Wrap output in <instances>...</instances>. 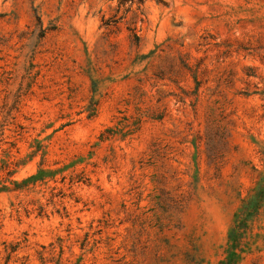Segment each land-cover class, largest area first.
<instances>
[{
    "label": "rangeland",
    "instance_id": "rangeland-1",
    "mask_svg": "<svg viewBox=\"0 0 264 264\" xmlns=\"http://www.w3.org/2000/svg\"><path fill=\"white\" fill-rule=\"evenodd\" d=\"M2 162L0 264H218L264 169V0H0ZM248 235L264 264V208Z\"/></svg>",
    "mask_w": 264,
    "mask_h": 264
},
{
    "label": "trees",
    "instance_id": "trees-1",
    "mask_svg": "<svg viewBox=\"0 0 264 264\" xmlns=\"http://www.w3.org/2000/svg\"><path fill=\"white\" fill-rule=\"evenodd\" d=\"M0 169H5L7 174L12 173L10 162H2ZM2 183V181L0 182ZM15 183V181H14ZM18 187V186H16ZM8 190L4 184H0V191ZM264 208V169L258 174V178L250 192L241 201L240 208L235 213L233 225L228 233L227 242L223 250V258L218 264H236L240 254L248 243L249 225L253 218Z\"/></svg>",
    "mask_w": 264,
    "mask_h": 264
}]
</instances>
